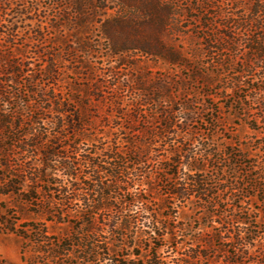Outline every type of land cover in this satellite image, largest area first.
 Masks as SVG:
<instances>
[{
    "label": "trees",
    "instance_id": "trees-1",
    "mask_svg": "<svg viewBox=\"0 0 264 264\" xmlns=\"http://www.w3.org/2000/svg\"><path fill=\"white\" fill-rule=\"evenodd\" d=\"M98 1L102 6H97L93 2L89 3V9L92 10L91 14L80 3L76 25L80 28L87 27L92 21L95 23L94 18L98 13H107V10H111L110 6L114 5L117 9L116 14L105 20L100 27L103 39L108 46L106 55L98 56L96 54L98 51L93 48L91 43L87 42L84 47L86 49H81L83 52L86 51L87 58L84 62H80V67L76 68L73 66L75 64L66 60L63 55L71 40L64 36L56 37L55 40L50 41V44L59 47V50L51 53L45 60L43 69L38 70L41 79H37L33 74L29 78L28 86H26L27 93L33 96L34 100L36 98L40 100L47 113L51 112L52 115H55L52 120L56 121L52 123L47 121L50 123L48 126L51 125L52 128L46 126L44 120L47 118L42 114L35 118L32 115L26 116L22 113H16V111L15 116L10 112L9 114L4 113V107L14 103L22 102L26 109L29 102L24 101L25 96L21 91L19 78L30 69L28 68L29 64L24 60L25 52L23 50L16 49L14 55H9L8 51L4 54L1 49L0 62L9 69L7 74L13 79V84L12 92H8V94L1 91L2 88L6 87V84H4L5 87L0 84V135L3 136V142L0 144V193L5 197L16 198L21 204L29 208L37 206L38 209L35 210L34 215L45 220V222L23 221L17 217V211L11 210H7L5 215H0L1 229L18 236L22 240V263L104 264L109 261L108 264H165L161 262L159 257L153 261L149 259L147 262H143L140 259L141 253L135 248L131 254L134 253L137 257L136 260H116L115 257H121L120 252H116L107 241L105 243L100 241L103 238L106 240L105 235L124 238L123 230L128 232L131 226H133L132 231L134 233L147 234L149 237L159 234L160 240L165 239L164 234H160L159 231L162 230L163 225H166L165 217H168L165 216V210L163 213L162 209L169 207L161 206L159 210H151L150 212L147 207H139L136 213L130 217L121 216L120 211L117 210L115 216H108V213L113 210L114 203L134 204L137 201L149 203L148 198H144L143 191L140 190H144L145 194L153 192V187L150 184L153 178L149 180L150 182H146L147 189H141V187L137 189L136 182L129 184L128 175L131 168L129 165H125L124 160H126L127 151L122 146L124 144L131 146L130 140L126 143L114 142L110 148L102 152L97 150L96 137L111 140V135L106 133L107 135L102 134L103 137H99L96 133L93 137L89 133L91 131L89 128L93 129L94 125L89 118L88 120L83 118V110L85 106L88 107V110L91 107H100V104L107 103L109 100L111 112L99 117L103 119L105 124L106 122L110 123L112 117L115 118L112 114L117 112L118 115L113 121L115 122L113 128L117 134H130L140 139L135 148L136 151H139L140 156L151 155L157 149L156 144H153V139L155 141L160 140L162 145L165 144L163 157L166 160L163 161L168 163L166 168H162L165 177L168 180L179 179L178 176L181 174L185 177L184 180L170 188L169 196L173 200L185 204L200 202L201 207L206 210V215L217 217L216 221H219L217 223L221 225L219 229L228 235L229 245H238V248L236 246L233 248L237 250V254L233 253V256L223 258V263L264 264L259 260H250L251 250L263 246V244H257L260 237L253 230V227L256 229L254 224L257 218L249 212V209H245L244 200L238 202L236 193L244 192L246 188L242 186L244 179L242 183H239V177L233 178L235 180L227 178V172L223 166V168L217 169V173L221 176V183L218 186L208 184L205 179L206 164L210 165L213 162L212 154L201 153L200 158H198L189 151L185 153L183 161L180 162L178 156L182 152L175 148L174 141L170 142V145L167 143L169 139L176 140L179 131H187L186 125H178V122L175 121L174 110H167L161 106L172 98L170 92L172 78L165 77L163 80L154 78L149 83L146 82L149 76H145L141 80L136 79V81L134 79H132L133 81L127 79L124 83L120 81L117 71L120 66H127L128 64L135 68L137 62L143 60V62H152L156 66L175 67L184 61L181 52L176 48H171L167 42L170 33L176 31L175 27L178 18L181 17L180 13L176 12L171 0ZM237 4L238 2L235 0L233 6ZM240 7L243 10L242 15L231 13L227 24L229 27L223 26L222 29L235 27L241 30L254 29L253 35L250 36L252 37L251 42L256 32L264 31V0H242ZM29 9L30 11L26 12L25 20L30 21L27 26L31 30L26 35L27 43L30 46L44 45L47 43V32L58 34L62 29L66 30L69 27L68 24L59 25L56 22H44V20L38 19L45 12L43 8L38 6V3L33 4ZM19 15L25 14L19 12ZM19 29V26L14 24L5 42L12 44L11 40L17 36L16 34H19ZM234 35H236L235 32ZM209 37L205 36L199 39L209 45ZM228 39L234 40L231 36H228ZM209 47L212 48L213 46L210 45ZM74 51L80 50L74 48ZM255 52L262 55L264 62V50L260 48ZM15 57L18 58L17 62L14 61ZM91 57L97 59L95 66L90 64ZM111 58L117 59L119 63L118 67H112L113 75L106 79L105 74H103L100 79H97L98 76L95 74L98 70L104 71V68H99L98 65L107 61L110 62ZM67 62L70 63L69 66L66 65ZM84 69L94 70V75H87L85 81L80 79L79 82L73 84L63 81L61 77L66 73L73 74L78 81V77L82 75L81 71ZM45 80H49L47 81L48 86L53 85L44 88ZM50 81L54 82L51 83ZM5 82L7 83V81ZM58 82H63L70 87V96H67L63 89L58 88ZM126 90L136 91L140 95V98L134 100L129 106L125 105L122 97V92ZM151 105H155L156 109L150 111ZM172 107L174 109V106ZM186 113L185 121L187 122L193 113L191 104L186 105ZM158 119H160V125L165 123L162 131L155 130L148 135L149 129L154 128ZM28 121L31 124H37L38 130L35 133H28L25 130V126H29ZM106 126L110 127L111 124ZM70 129L73 130V136H75L73 139L71 138L73 136L70 137L67 133ZM147 137L151 138V142H146ZM9 140L13 144H2ZM82 141H91L93 146L90 147L86 144L88 147L84 148ZM182 144L186 145L187 143ZM9 151L17 152V154H13V166L9 164ZM225 154L229 158L232 155L228 149H226ZM156 158L157 156H152L151 159L146 157L145 165H149L148 160L156 161ZM186 168H188V172H184ZM57 170L61 171L62 174L54 173ZM148 175L153 174L148 172ZM162 180L163 178L160 181ZM137 191H140L139 194ZM251 191L253 194L248 192L244 199L250 201L256 197L261 204H264V199H261V187L255 184L251 187ZM119 196L124 199H119ZM128 196L132 198L129 201ZM230 197L232 200L229 199ZM194 199H198V201H194ZM47 201L50 204L56 203L55 207H42L41 204ZM74 201H78L86 208L82 210L78 220H72L71 213L65 212L64 209L65 206L72 205ZM219 210L230 211V219L217 214ZM79 221L80 224H78ZM49 224L53 226L50 227ZM63 225H71L74 232L69 236H60L51 231V228ZM105 226L107 228H104ZM165 229L167 234L171 232L170 227L166 226ZM175 242L178 241L174 239L172 244ZM178 243L180 244V242ZM210 246L212 247V244L194 246L173 263L216 264L220 257L214 258L216 259L214 260L208 254V250L212 249ZM128 247L131 246L126 244V248L122 251H129ZM160 247L161 245L156 244L154 249H151L150 255L153 258L157 257ZM178 251L180 254L181 251ZM112 252L116 253L113 255ZM263 256L264 252L259 254V258Z\"/></svg>",
    "mask_w": 264,
    "mask_h": 264
},
{
    "label": "rangeland",
    "instance_id": "rangeland-1",
    "mask_svg": "<svg viewBox=\"0 0 264 264\" xmlns=\"http://www.w3.org/2000/svg\"><path fill=\"white\" fill-rule=\"evenodd\" d=\"M171 1L176 12L180 13L181 17L178 18L177 26L175 27L176 31L170 33L167 42L171 45V48H176L181 52L184 61L175 67L168 65L156 66L152 62H143V60L138 61L135 68L128 64L127 66H120L117 70L120 81L121 83L126 82L127 79L136 81V79L141 80L143 77L149 76V79L146 80L149 83L154 78H157V80H163L165 77L172 78L170 85L172 98L168 102L161 104V106L167 110H174L176 114L175 121L178 122V125H186L187 131H179L176 135V140L169 139L167 143L170 145V142L174 141L175 148L182 152L178 156L180 162L183 161L185 153L189 151L198 158H200L201 153L205 155L212 154L213 162L210 165L206 164L205 179L208 184L218 186L221 183V176L217 173V169L223 168V166L226 169L227 178L239 177V183H242L244 179L242 186L246 188L244 192L236 193L238 202L239 200H244L242 202L245 209H249V212L257 218L254 224L256 229L253 227V230L260 237L257 244H263V246H258L251 250L250 260L264 262V256L259 258V254L264 252V204H261L256 197L250 201L244 199L248 192L252 193L251 187L255 184L261 187V199H264V62L262 61V55H258L255 52V50H260V48L264 50V31L256 32L253 41L250 42L252 40L250 36L253 35L254 29L241 30L236 27L222 29L223 26H228V18L231 13L242 15L243 10L240 7L242 0H236L238 4L234 6L235 0ZM90 2L97 4V6H102L98 0H0V54L1 49L4 54L8 51L9 55H14L16 49L23 50L25 52L24 60L29 64L28 68L30 69L19 78L21 91L25 96L24 101L29 102L26 105V109L24 103H14L13 105H6L4 113L9 114L10 112V114L15 116L16 111V113H22L26 116L32 115L35 118L42 114V116L47 118L44 120L46 126L56 121L52 120L55 115H52L51 112L47 113L40 100L37 98L34 100L33 96L27 93L26 86H28L29 78L33 74L37 79H41L38 70L43 69L45 60L51 53L59 50V47L50 44V41L55 40L56 37L64 36L71 40L69 45L66 46L63 55L66 60L73 62L75 64L73 66H76V68L80 67V62H84L87 58L86 51H81V49H86L84 47L87 42L91 43L93 48L98 51L96 53L98 56L106 55L108 46L103 39L100 27L105 20L116 14L117 9H115L114 5H111V10H107V13H98L95 16V23L92 21L87 27L79 28L76 25L79 17L77 16L79 5L82 3V7L89 12ZM35 3H38V6L45 11L39 18H36L44 20V22H56L59 25L68 24L69 27L66 30L62 29L58 34L47 32V43L44 45L35 44L30 46L27 43L26 36L31 30L27 26L30 21L25 20V18L30 11L29 7H32ZM91 11L89 12L90 14ZM19 12H23L25 15L20 16ZM14 24L18 25L20 29L19 34H16L17 36L14 39L12 38V44H10L5 41L7 36L10 35ZM234 32L236 35H234ZM205 36H210L209 45L199 39ZM228 36L233 37L234 40L231 41ZM210 45L213 47L210 48ZM74 48L76 50L79 48L80 51H74ZM73 58L75 59L74 61ZM17 59L15 57L14 61L17 62ZM96 60L95 57H91L90 64L95 66ZM118 64L115 58H111L110 62L99 64V68H104V71L98 70L95 76L97 75V79H100L101 75L105 74V78L109 79V76L113 75L111 72L112 67H118ZM66 65L69 66L70 63L67 62ZM8 70L0 62V84L1 86L6 84V87L4 86L5 88H2L1 91L7 94L12 92L13 84V79L7 74ZM68 71L71 73L70 70ZM81 72L82 75L78 77V81H76L73 74L66 73L61 77L63 81L75 84L80 79L85 81L87 75H94L93 69H84ZM45 81L44 88L53 85L48 86L47 81L49 80ZM50 82L53 83L54 81ZM57 86L59 89H63L67 96L71 95V89L68 85L58 82ZM122 97L125 105L129 106L134 100L139 99L140 95L136 91L126 90L122 92ZM109 102L108 100L107 103L100 104V107H91L89 110L85 106L83 110V118L86 120L89 118L94 125L93 129L89 128L91 130L89 133L93 137L96 133L99 137L107 135L106 133L111 135V140L107 138L98 139L96 137L97 150L102 152L110 148L114 142L126 143V141L130 140L132 142L131 146L127 144L122 146L127 151L126 160H124L126 162L125 165H129L131 168L128 175L129 184L136 182L137 189L139 187L147 189L148 185L146 182H150L149 180L153 178L150 183L153 187V192H148L147 194L149 195H147L144 190H140L143 191L144 198H148L149 203L146 201H137L134 204L114 203L113 210L108 213V216H115L117 210L120 211L119 214L121 216L130 217L136 213L139 207H147L149 212L151 210H159L161 206L169 207L168 209H162V212L164 213L165 210V216L168 217H165L166 225H163L161 227L162 230L159 231L160 234H164L165 239L160 240L159 234L149 237L147 234L134 233L132 231L133 226H131L128 232L123 230L124 238L105 235L106 240L103 238L100 241L103 243L107 241L116 252H120L121 257H115L116 260H136L137 257L134 253L131 254L135 248L141 253L140 259L143 262H147L149 259L153 261L159 257L161 262L165 264H174L173 262L177 258L183 257L184 254L189 252L190 248L198 245L208 246L210 244H212V247L210 246L212 249L208 250V254L213 259L220 257L216 264H224L223 258H228L230 255L233 256V253L237 254V250L233 248L235 246L238 248V245H229L228 235L222 233L219 229L221 225L217 223L219 222L216 221L217 217L206 215V210L201 207L200 202L185 204L173 200L169 196L170 188L184 180L185 177L183 174L178 176L179 179L168 180L165 177L162 171V168L168 166V163L163 161L166 160L163 157L165 144L162 145L160 140L155 141L152 138L153 144H156L157 149L151 155L144 154L140 156L138 154L139 151L135 149L138 146L136 143L140 139L130 134H117L115 128H113L115 126L113 121L118 115L117 112L112 114L115 118L112 117L110 123L106 122L105 124L103 119L99 117L111 112ZM187 104L192 105L193 113L186 122ZM172 106H174V109H172ZM149 109L150 111L156 109V106L151 105ZM47 121L50 123H47ZM159 121L160 119L157 120L154 128L149 129V132L147 130L148 135L155 130L162 131L161 129L165 123L160 125ZM28 122L29 126L26 125L25 130L28 133H35L38 130L37 124ZM107 124H111V126L107 127ZM48 127L52 128L51 125ZM67 133L68 136H73L72 129L68 130ZM74 137L71 138L73 139ZM2 138L3 136L0 135V144L3 142ZM190 139L192 140L190 141ZM146 142H151V138L147 137ZM82 143L84 148L93 146L91 141H82ZM182 143L187 144L183 145ZM2 144L9 145L13 144V142L9 140ZM226 149L232 154L230 158L225 154ZM6 151H8L7 148ZM8 153L10 154L9 164L13 166V154H17V152L9 151ZM152 156H157L156 161L148 160L149 165H145L146 157L151 159ZM148 172L153 175H148ZM184 172H188V168L184 169ZM54 173L62 174L59 170ZM248 174L249 176H247ZM161 178H163L162 181H160ZM107 182L110 183L111 181ZM140 191H137V193L139 194ZM76 196L78 195L76 194ZM226 198L228 197L226 196ZM40 199L43 200L41 197ZM119 199L122 200L124 198L119 196ZM127 199L129 201L132 198L128 196ZM229 199L232 200L231 197ZM194 201H198V199H194ZM230 203L232 202L230 201ZM55 205L56 203L50 204L48 201L41 204L44 208H53ZM37 209V206L29 208L21 204L16 198L5 197L0 193V215H5L7 210H11L17 211V217L23 221L45 222V220L34 215ZM64 209L65 212L69 211L71 213L72 220H78L82 210L86 208L78 201H74L72 205L65 206ZM217 214L230 219L231 213L230 211L219 210ZM78 224H80V221ZM49 226L52 227L53 225L49 224ZM166 226L171 228L169 234L166 233ZM104 228L107 227L105 226ZM51 231L60 236H69L74 232L71 225L55 226V228H51ZM174 239L180 244L178 242L172 244ZM126 244L131 246L128 247L130 252L128 250L122 251V249L126 248ZM156 244L161 245V247L158 249L157 257L153 258L150 252ZM231 247L232 250H230ZM21 249L22 240L18 236L1 229L0 225V264H25L21 261ZM178 250L181 251L180 254ZM116 252H112V254L114 255ZM108 262L106 261L104 264H108Z\"/></svg>",
    "mask_w": 264,
    "mask_h": 264
}]
</instances>
